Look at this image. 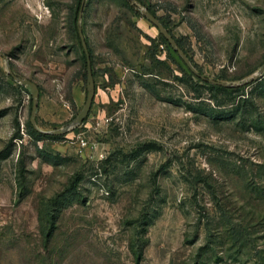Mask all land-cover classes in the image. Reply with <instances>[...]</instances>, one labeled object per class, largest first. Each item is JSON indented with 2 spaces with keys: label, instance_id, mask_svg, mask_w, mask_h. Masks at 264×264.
<instances>
[{
  "label": "rangeland",
  "instance_id": "rangeland-1",
  "mask_svg": "<svg viewBox=\"0 0 264 264\" xmlns=\"http://www.w3.org/2000/svg\"><path fill=\"white\" fill-rule=\"evenodd\" d=\"M263 66L264 0H0V264H264Z\"/></svg>",
  "mask_w": 264,
  "mask_h": 264
},
{
  "label": "water",
  "instance_id": "water-1",
  "mask_svg": "<svg viewBox=\"0 0 264 264\" xmlns=\"http://www.w3.org/2000/svg\"><path fill=\"white\" fill-rule=\"evenodd\" d=\"M142 15L158 30L159 34L167 41V43L172 47V49L177 53V55L182 59L184 64L187 66V68L194 74H197L195 70L190 66L189 62L187 61L185 55L183 52L177 47L175 40L172 38V36L168 33V31L163 27V25L159 22L157 17L152 15L150 12L143 10ZM78 31V37L80 41L81 48L83 50V53L86 58V97H85V104L82 109V111L79 113L78 117L76 118V123L80 124L83 122V120L87 117V114L89 113L93 99L95 96V85L94 81L91 75V67H90V62H89V53L86 47V43L84 41L81 29L78 25L77 27ZM262 71H264V66L262 68ZM12 75V74H11ZM13 77V75H12ZM202 77V76H201ZM203 78V77H202ZM257 75L254 76L252 79H250L248 82L252 80H256ZM16 81H18L21 85H24L29 88L31 97H32V110H31V118H30V123L32 126H34L33 122V117L35 110L37 108V103L39 99V90L38 87L35 83L26 80V79H21L19 77L14 78ZM218 84H221L218 82Z\"/></svg>",
  "mask_w": 264,
  "mask_h": 264
},
{
  "label": "trees",
  "instance_id": "trees-1",
  "mask_svg": "<svg viewBox=\"0 0 264 264\" xmlns=\"http://www.w3.org/2000/svg\"><path fill=\"white\" fill-rule=\"evenodd\" d=\"M154 15V14H153ZM165 40V39H164ZM191 74L195 77V78H197L199 81H202V82H205V83H207V84H212L208 79H205V78H202L200 75H198V74H194V73H192L191 72ZM215 85V87H217L218 89H220V90H227V89H232V90H234V89H237V87L238 86H236V87H225V86H222V85H220V84H214ZM31 128V127H30ZM32 129V128H31ZM32 133L33 134H35V132L32 130Z\"/></svg>",
  "mask_w": 264,
  "mask_h": 264
}]
</instances>
